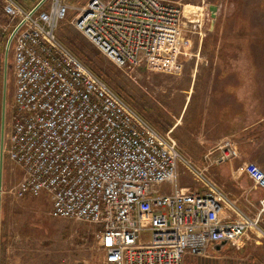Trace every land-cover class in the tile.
Masks as SVG:
<instances>
[{"label": "built area", "instance_id": "built-area-1", "mask_svg": "<svg viewBox=\"0 0 264 264\" xmlns=\"http://www.w3.org/2000/svg\"><path fill=\"white\" fill-rule=\"evenodd\" d=\"M0 1L14 78L6 155L22 172L14 197L46 194L51 218L94 227L104 264H183L218 242L238 246L264 214V170L243 166L263 193L252 220L235 210L238 221L222 220L225 196L207 177L210 165L237 157L235 140L217 142L204 167L185 160L169 134L56 39L69 11L64 0H39L29 9ZM205 13L193 21L163 0H90L73 26L117 68L133 71L149 59L175 58L187 34L200 30L204 37ZM179 166L203 191L178 187Z\"/></svg>", "mask_w": 264, "mask_h": 264}, {"label": "rangeland", "instance_id": "rangeland-1", "mask_svg": "<svg viewBox=\"0 0 264 264\" xmlns=\"http://www.w3.org/2000/svg\"><path fill=\"white\" fill-rule=\"evenodd\" d=\"M38 1L15 0L23 9L31 8ZM89 1L64 0L69 11L57 25L56 39L155 130L163 135L169 134L175 141L177 151L182 158L200 166L203 155L213 147L211 145L215 142L210 140V136L203 135L204 132L211 130H201L198 124L194 129L195 123L189 121V118L193 116L195 98H191V104L185 114L183 108L186 94L191 88V70L195 57L203 55V50L199 49L203 38L198 35L201 31L187 34L175 58L149 59L135 70L126 71L117 68L74 28L73 21L76 14ZM163 1L182 7L185 14L189 15L190 7L203 10L210 4L219 3L220 0ZM240 4L243 6L244 16L249 18L247 23L264 24V0H241ZM205 12L208 11L205 10ZM204 21L202 32L205 35L210 28L208 14L207 17L205 15ZM6 23V18L2 16L0 25ZM6 41L7 34L0 29V94H2L4 74L6 79L0 186V246L5 236L13 238L9 257L6 258L0 251V264H104L94 227L82 222L51 218L48 214L50 201L46 194L35 198L14 197V190L21 180L22 172L18 166L8 160L6 155L7 136L14 113L12 54L9 48L4 61ZM181 111H183L181 116L183 121L178 126L177 120ZM174 125L175 129L169 133V129ZM178 169V186L180 184L187 187H193L194 184L199 186L184 168L179 166ZM169 190L170 186H162V191ZM196 258H202V256L188 257L185 263L191 264Z\"/></svg>", "mask_w": 264, "mask_h": 264}, {"label": "crops", "instance_id": "crops-1", "mask_svg": "<svg viewBox=\"0 0 264 264\" xmlns=\"http://www.w3.org/2000/svg\"><path fill=\"white\" fill-rule=\"evenodd\" d=\"M240 3L241 0H220L215 4L217 18L201 40L199 49L203 50V55L195 57L191 88L183 108L185 114L191 98H195L193 116L189 121L195 123L194 129L198 124L201 130H211L203 134L215 142L211 146L223 138H232L237 144V157L223 164L210 165L207 171L213 186L225 196L226 203L220 217L224 221L239 220L233 210L254 219L263 196L262 191L245 176L243 166L252 162L264 170V24L247 23L249 18L244 16ZM2 16L0 1V18ZM182 112L177 120L178 126L183 121ZM174 129L175 125L169 129L170 133ZM204 156L199 167L205 166ZM178 187L203 191L196 184L193 187L180 184ZM262 215L257 225L246 231L238 246L226 244L218 247L219 242L215 243L200 255L202 258L194 259L191 264H264ZM12 241L8 235L2 238L0 251L6 258ZM186 258L183 264H187Z\"/></svg>", "mask_w": 264, "mask_h": 264}, {"label": "water", "instance_id": "water-1", "mask_svg": "<svg viewBox=\"0 0 264 264\" xmlns=\"http://www.w3.org/2000/svg\"><path fill=\"white\" fill-rule=\"evenodd\" d=\"M208 12L210 13V29L213 27L216 20L217 7L215 5L208 6ZM9 46V39L6 42V53L4 55V61H6L7 51ZM5 74L3 75V86L1 94V106H0V186H1V172H2V154H3V124L5 113ZM227 242L222 241L218 243V247L225 246Z\"/></svg>", "mask_w": 264, "mask_h": 264}, {"label": "bare ground", "instance_id": "bare-ground-1", "mask_svg": "<svg viewBox=\"0 0 264 264\" xmlns=\"http://www.w3.org/2000/svg\"><path fill=\"white\" fill-rule=\"evenodd\" d=\"M189 15L185 14L184 11V16L188 19H191L193 21H201L202 15H203V10L199 9L197 7H190V10H188Z\"/></svg>", "mask_w": 264, "mask_h": 264}, {"label": "flooded vegetation", "instance_id": "flooded-vegetation-1", "mask_svg": "<svg viewBox=\"0 0 264 264\" xmlns=\"http://www.w3.org/2000/svg\"><path fill=\"white\" fill-rule=\"evenodd\" d=\"M210 5H212V4H210ZM216 6V5H215ZM217 7V6H216ZM217 12H218V7H217ZM217 12H216V18H217ZM207 14H208V16H209V18H210V13L209 12H207Z\"/></svg>", "mask_w": 264, "mask_h": 264}, {"label": "trees", "instance_id": "trees-1", "mask_svg": "<svg viewBox=\"0 0 264 264\" xmlns=\"http://www.w3.org/2000/svg\"><path fill=\"white\" fill-rule=\"evenodd\" d=\"M0 97H1V94H0Z\"/></svg>", "mask_w": 264, "mask_h": 264}]
</instances>
